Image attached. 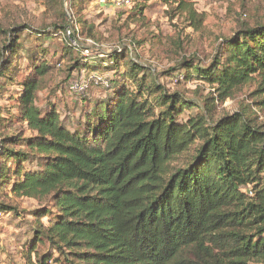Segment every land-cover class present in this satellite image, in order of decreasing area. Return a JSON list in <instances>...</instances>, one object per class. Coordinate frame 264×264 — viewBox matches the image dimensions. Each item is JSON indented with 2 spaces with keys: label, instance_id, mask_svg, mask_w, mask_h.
Here are the masks:
<instances>
[{
  "label": "trees",
  "instance_id": "16d2710c",
  "mask_svg": "<svg viewBox=\"0 0 264 264\" xmlns=\"http://www.w3.org/2000/svg\"><path fill=\"white\" fill-rule=\"evenodd\" d=\"M66 1L80 35L93 39L78 0H63L66 20L56 30L68 26ZM163 1L176 3L194 29L203 26L206 14L194 0ZM240 25L221 39L209 64H180L174 84L196 79L208 92L198 85L192 95L170 93L155 77L138 78L136 70L148 69L124 56V47L107 60L76 61L69 76L80 69L113 73L104 98L83 99L77 123L50 98L39 105L52 65L39 64L30 51L32 71L24 78L12 73L22 87L19 119L31 135H12L11 147L0 138V195L11 180L15 196L40 204L25 264H264V121L251 105L264 110V23ZM16 43H8L10 52ZM122 57L133 69L119 67ZM11 69L6 63L2 71ZM246 86L253 102L220 113ZM42 238L50 244L44 253L37 247Z\"/></svg>",
  "mask_w": 264,
  "mask_h": 264
},
{
  "label": "rangeland",
  "instance_id": "374dc122",
  "mask_svg": "<svg viewBox=\"0 0 264 264\" xmlns=\"http://www.w3.org/2000/svg\"><path fill=\"white\" fill-rule=\"evenodd\" d=\"M62 2L63 0H0V117L6 118L0 120V138L2 135L6 137L3 140L7 147L13 146L7 139L12 135L21 138L31 135L27 126L19 119L17 98L22 87L18 84V79H15L16 72L12 73L17 69L20 78H24L25 74L32 71L29 57L31 50L36 52L39 64L49 62L52 65L44 77L47 89L39 93V105L42 106L46 98L52 99L56 108L70 123H77L83 117L84 107L87 105L84 98L102 99L107 92L104 86L93 84L89 78L92 73L98 72L110 79L112 71L101 69L88 72L80 69L69 76L71 66L86 56L81 51L72 49L63 34L55 28L62 26L66 20ZM194 4L199 12L206 14L205 22L198 30L189 24L185 14L177 13L176 3L132 0L127 6L117 7L113 0H78L76 8L85 25V33L90 32L97 45L86 43L82 36L80 41L84 46L92 48L89 55L98 56L97 60H107L110 54L124 47L128 52L124 56L130 55L136 63L148 69L136 70L138 78L146 75L148 82H151L155 77L164 90L170 93L182 90L185 94L192 95L198 85L208 92L207 83L196 79L175 85V77L183 72L180 64L184 60L193 59V63L198 61V65L205 66L216 53L221 39L233 35L240 24L264 23V0H194ZM14 40L17 43L10 52L8 43H13ZM101 53L102 56L99 55ZM130 60L122 57L119 67L122 70L133 69ZM6 63L12 69L3 73ZM85 83H90L89 87L80 89L81 84ZM75 84L78 86L75 87ZM252 90L253 87L246 86L235 99H228L223 103L219 112H235L243 105L251 104L253 98L249 94ZM251 105L264 121V110L256 108L253 103ZM8 166L12 170L16 168L14 162ZM10 183L11 180H8L0 195V210L4 213L0 217V264H25L24 254L29 248V240L35 238L31 230L34 213L40 208V204L29 197L15 196L10 191ZM3 205L13 209L5 210ZM51 217L49 215L42 220L47 224ZM37 247L44 253L48 251L50 244L42 238ZM32 258L35 259L34 254ZM54 258H61L56 251Z\"/></svg>",
  "mask_w": 264,
  "mask_h": 264
},
{
  "label": "built area",
  "instance_id": "2783aa9c",
  "mask_svg": "<svg viewBox=\"0 0 264 264\" xmlns=\"http://www.w3.org/2000/svg\"><path fill=\"white\" fill-rule=\"evenodd\" d=\"M131 1L132 0H113V4L117 7H123V6L129 5ZM65 7L68 12L69 19H68V26L66 27V29L64 30L62 34L70 41V43L72 44V46L76 48V50L81 51V53L85 56H89L90 52L92 53V48H90L89 46H84L83 43L80 41L82 37L79 32V26H78L77 21L74 19L71 13V10L69 7V1L65 2ZM85 41L86 43L88 42V43H92V45H97L93 39L87 38L85 39ZM99 55L102 56L103 54L101 53ZM89 80H91L90 82H92L95 85H101L104 87L108 86V79L105 78L104 75L97 73V72L92 73ZM89 84L88 83L81 84L82 87H80V89L89 87ZM77 86L78 85L75 84V87ZM1 216H2V213L0 212V217Z\"/></svg>",
  "mask_w": 264,
  "mask_h": 264
}]
</instances>
